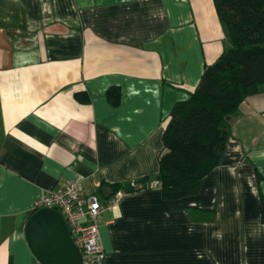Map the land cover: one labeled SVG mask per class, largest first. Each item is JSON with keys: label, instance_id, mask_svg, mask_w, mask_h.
I'll list each match as a JSON object with an SVG mask.
<instances>
[{"label": "crops", "instance_id": "1", "mask_svg": "<svg viewBox=\"0 0 264 264\" xmlns=\"http://www.w3.org/2000/svg\"><path fill=\"white\" fill-rule=\"evenodd\" d=\"M229 45L212 0H0V264H38L24 228L42 193L157 182L173 105ZM228 121L196 193L155 184L101 212L102 264H264V86Z\"/></svg>", "mask_w": 264, "mask_h": 264}, {"label": "trees", "instance_id": "2", "mask_svg": "<svg viewBox=\"0 0 264 264\" xmlns=\"http://www.w3.org/2000/svg\"><path fill=\"white\" fill-rule=\"evenodd\" d=\"M230 45L213 63L205 66L200 81L189 97L177 101L163 131L158 181L165 199L194 194L201 181L219 164L231 135L229 118L249 95L264 86V0H212ZM118 86L106 97L117 105ZM86 101L85 94L78 95ZM131 184L102 182L97 195L104 200L118 190L128 193L153 187L143 177ZM107 194V195H106ZM264 222V197L261 196ZM37 209H33L32 215ZM197 219H212L202 210H190ZM27 217V219H28Z\"/></svg>", "mask_w": 264, "mask_h": 264}, {"label": "built area", "instance_id": "3", "mask_svg": "<svg viewBox=\"0 0 264 264\" xmlns=\"http://www.w3.org/2000/svg\"><path fill=\"white\" fill-rule=\"evenodd\" d=\"M155 184L159 185V181L152 182L153 186ZM131 186L140 187L134 183ZM126 193L118 190L101 200L96 193H86L80 181H70L60 190H49L39 195L33 209L48 207L58 210L80 251L81 264H102L104 251L99 238L98 219L101 212L112 210Z\"/></svg>", "mask_w": 264, "mask_h": 264}, {"label": "water", "instance_id": "4", "mask_svg": "<svg viewBox=\"0 0 264 264\" xmlns=\"http://www.w3.org/2000/svg\"><path fill=\"white\" fill-rule=\"evenodd\" d=\"M24 235L35 259L41 264H81L62 214L53 208L37 209L26 221Z\"/></svg>", "mask_w": 264, "mask_h": 264}]
</instances>
